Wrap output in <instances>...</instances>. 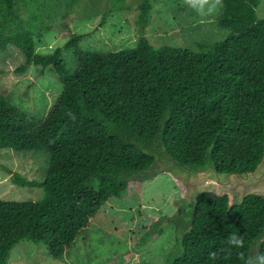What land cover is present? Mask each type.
<instances>
[{"label": "trees", "instance_id": "trees-1", "mask_svg": "<svg viewBox=\"0 0 264 264\" xmlns=\"http://www.w3.org/2000/svg\"><path fill=\"white\" fill-rule=\"evenodd\" d=\"M30 1L0 0V49L14 44L22 51L26 60L19 72L32 63L51 67L63 89L36 124L0 96V149L50 153L41 199L0 198V264L25 239L45 243L60 257L111 197L121 196L130 181L160 171L165 156L191 168L207 154L221 171L256 168L264 154L262 0H223L220 24L230 33L202 43L207 51L156 48L145 36L153 3L142 0L137 45L85 50L80 41L89 32L76 34L66 42L79 60L73 72L63 47L37 50L38 16ZM14 175L19 185L36 184ZM263 232V195L231 203L228 193L207 191L198 196L167 264H246L264 253V239L256 244ZM231 233L243 236L242 248L227 245Z\"/></svg>", "mask_w": 264, "mask_h": 264}, {"label": "rangeland", "instance_id": "rangeland-1", "mask_svg": "<svg viewBox=\"0 0 264 264\" xmlns=\"http://www.w3.org/2000/svg\"><path fill=\"white\" fill-rule=\"evenodd\" d=\"M142 0H31L38 16L34 25L37 50L43 54L63 47V57L73 72L78 65L74 47H66L76 34H89L80 41L85 50L113 52L134 47L140 37L137 25ZM153 8L145 36L156 47H179L207 51L202 43L226 38L230 30L221 26L223 8L215 17H200L182 5V0H152ZM257 14L264 18V0ZM14 44L0 49V96L13 108L23 111L35 124L49 114L63 89L59 75L51 67L30 64ZM50 153L44 149H0V198L37 200L44 196V181ZM166 162L157 173L132 180L121 196L111 197L78 235L73 247L60 257L51 254L45 243L25 239L15 245L7 264H167L188 227L196 204L195 192L188 190L168 171ZM188 168L176 171L184 178ZM14 172L34 185H19ZM192 189V188H191ZM228 193L231 203L240 192L215 186ZM264 195L260 189L254 190ZM159 232L154 236L155 233ZM264 239V236L263 238ZM122 253L121 257H116Z\"/></svg>", "mask_w": 264, "mask_h": 264}, {"label": "water", "instance_id": "water-1", "mask_svg": "<svg viewBox=\"0 0 264 264\" xmlns=\"http://www.w3.org/2000/svg\"><path fill=\"white\" fill-rule=\"evenodd\" d=\"M163 159L166 160L168 171L183 184L187 183L188 190L190 189L193 193L198 191V193H195L197 196L196 203L200 194L211 191L219 185L226 188V190L234 189L240 192L239 201L236 203H241L247 195L256 193L254 192L256 189L264 192V154L256 168L244 171H221L215 165V161L210 154H207L203 163L193 168L176 161L172 155L165 156ZM183 168L189 169L188 172L184 173V178L176 172L181 171ZM263 236L256 240L258 247L262 243Z\"/></svg>", "mask_w": 264, "mask_h": 264}, {"label": "clouds", "instance_id": "clouds-1", "mask_svg": "<svg viewBox=\"0 0 264 264\" xmlns=\"http://www.w3.org/2000/svg\"><path fill=\"white\" fill-rule=\"evenodd\" d=\"M182 5L194 11L200 17H215L223 8V0H182ZM227 245L235 248L244 246L243 236L231 233L227 238ZM228 251V248L225 249ZM210 259H214L215 252L209 254ZM246 264H264V253L250 256L247 258Z\"/></svg>", "mask_w": 264, "mask_h": 264}]
</instances>
